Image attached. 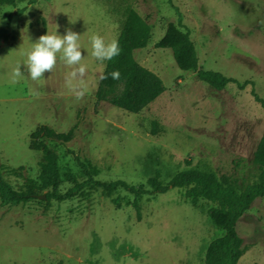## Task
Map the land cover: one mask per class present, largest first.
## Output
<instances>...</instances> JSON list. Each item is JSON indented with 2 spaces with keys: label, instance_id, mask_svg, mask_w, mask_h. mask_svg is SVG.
Here are the masks:
<instances>
[{
  "label": "rangeland",
  "instance_id": "374dc122",
  "mask_svg": "<svg viewBox=\"0 0 264 264\" xmlns=\"http://www.w3.org/2000/svg\"><path fill=\"white\" fill-rule=\"evenodd\" d=\"M170 2L14 0L0 8V26L9 33L8 41H0L1 176L15 191L37 195L17 205L0 204V264H204L208 244L222 235L207 216L211 203L193 205L175 189L135 199L122 190L84 188L72 199L47 201L38 198L53 189L41 179L42 152L29 148L37 126L58 133L74 127L70 142L44 139L56 155L61 194L90 177L145 186L155 172L167 182L189 168L238 185L255 180L251 162L264 110L250 90L264 99V0ZM128 8L150 28L147 46L134 51V58L165 86L138 114L95 99L107 60L91 55L90 37L117 40ZM179 18L199 68L252 85L241 90L229 83L214 90L195 73L181 71L171 50L155 46ZM66 29L81 35L84 76L70 78L72 68L58 54L52 71L33 81L25 53L41 35L62 36ZM18 66L22 75L14 77ZM76 91H83V98L78 100ZM152 122L163 131L151 135ZM236 228L246 248L237 264H264V197Z\"/></svg>",
  "mask_w": 264,
  "mask_h": 264
},
{
  "label": "trees",
  "instance_id": "16d2710c",
  "mask_svg": "<svg viewBox=\"0 0 264 264\" xmlns=\"http://www.w3.org/2000/svg\"><path fill=\"white\" fill-rule=\"evenodd\" d=\"M14 0H0L2 6L13 5ZM169 4H171L169 0ZM178 13V10L173 7ZM19 14L21 11H17ZM9 19V17H5ZM183 29V30H182ZM150 37V28L147 23L133 9L126 10L117 41L119 42L120 54L112 60H107L102 75L107 79L99 80L95 99L97 103L106 102L111 106L129 114H138L153 103L164 91L162 80L155 73L141 66L134 58V51L147 46ZM7 29L0 26V41H8ZM156 48L169 49L176 66L183 72L195 73L198 80L208 84L214 90H223L229 83L235 84L239 89H244L250 81L239 83L237 80L228 78L216 71H206L198 66V57L195 46L190 39L189 32L178 19L175 25L169 23L161 39L155 43ZM119 71V79H112L108 74ZM251 96L264 110V99L260 98L254 87L250 90ZM163 129L157 122H152L150 133L157 135ZM74 135V127L66 133H58L46 125H40L30 134L29 148L40 150L41 179L44 187L52 186L51 193H46L45 200L64 201L77 196L84 188L101 189L104 192L122 190L135 199L145 195L166 194L171 189L183 191L184 197L191 204L198 201H206L212 204L207 210L210 222L222 231L220 237L212 240L205 251L204 264H237L246 251L243 239L237 232L236 225L251 205L259 198L264 197V129L253 152L252 166L256 170L255 180L251 183L238 185L234 181H220L213 174L189 168L177 172L167 182L160 179L159 173L155 172L146 180L145 186H135L123 180L96 181L91 177L86 181L75 184L66 193L57 191L58 175L56 172V155L45 144L44 139L67 143ZM13 170L18 175L19 171ZM34 193L15 191L2 179L0 169V204L17 205L34 199ZM119 208V199L115 200ZM133 206L137 212L139 207L136 200Z\"/></svg>",
  "mask_w": 264,
  "mask_h": 264
},
{
  "label": "clouds",
  "instance_id": "9594fccd",
  "mask_svg": "<svg viewBox=\"0 0 264 264\" xmlns=\"http://www.w3.org/2000/svg\"><path fill=\"white\" fill-rule=\"evenodd\" d=\"M80 36L70 29H66L62 36L58 35L57 31L53 34L41 35L35 43H32L30 50L25 53V66L30 78L35 81L44 77L46 72L50 73L57 63L58 54L59 59L72 68L69 73L70 78L83 77L86 69L81 65L83 56L78 43ZM90 45L91 55L99 61L112 60L120 54L117 40L106 42L102 36L94 34L90 37ZM13 75L14 77L22 75L19 66L14 69ZM108 75L112 79L120 77L119 71H113ZM107 78L105 75L100 76L101 80ZM75 95L79 100L83 98L84 92L76 91Z\"/></svg>",
  "mask_w": 264,
  "mask_h": 264
},
{
  "label": "water",
  "instance_id": "95a60500",
  "mask_svg": "<svg viewBox=\"0 0 264 264\" xmlns=\"http://www.w3.org/2000/svg\"><path fill=\"white\" fill-rule=\"evenodd\" d=\"M38 198L45 199L44 195L38 196Z\"/></svg>",
  "mask_w": 264,
  "mask_h": 264
}]
</instances>
